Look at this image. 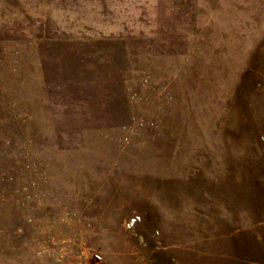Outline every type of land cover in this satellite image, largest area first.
I'll return each mask as SVG.
<instances>
[{"label":"rangeland","instance_id":"374dc122","mask_svg":"<svg viewBox=\"0 0 264 264\" xmlns=\"http://www.w3.org/2000/svg\"><path fill=\"white\" fill-rule=\"evenodd\" d=\"M0 264H264V0H0Z\"/></svg>","mask_w":264,"mask_h":264}]
</instances>
